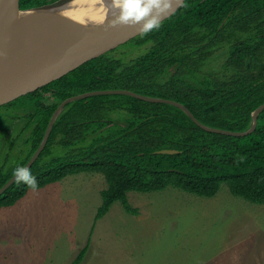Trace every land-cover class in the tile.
<instances>
[{"label": "trees", "instance_id": "obj_1", "mask_svg": "<svg viewBox=\"0 0 264 264\" xmlns=\"http://www.w3.org/2000/svg\"><path fill=\"white\" fill-rule=\"evenodd\" d=\"M59 0H18L28 12ZM253 31V33L251 32ZM247 33V37H239ZM233 41L225 64L232 71L220 83L195 85L186 80L197 72L213 49ZM136 44L151 43L141 57L124 64L107 51L90 57L24 95L38 114L25 167L40 146L53 115L69 98L101 91H128L183 106L202 127L243 133L252 114L264 104V0H184L160 28L142 33ZM170 74L164 81L161 78ZM23 97V96H22ZM9 103L4 106H8ZM116 106V108H114ZM128 107L139 120L126 129L98 138L86 147L46 160L51 144L69 149L107 111ZM180 108L150 103L128 95H99L66 105L51 129L46 147L29 171L40 190L66 177L101 174L107 188L94 225L115 203L132 216L130 192L151 193L168 187L203 198L215 197L221 186L251 204L264 205V110L255 130L234 137L203 129ZM173 151V154L161 153ZM13 177L0 170V189ZM32 189L16 181L0 196V209L13 207ZM88 244L71 264H81Z\"/></svg>", "mask_w": 264, "mask_h": 264}, {"label": "rangeland", "instance_id": "obj_2", "mask_svg": "<svg viewBox=\"0 0 264 264\" xmlns=\"http://www.w3.org/2000/svg\"><path fill=\"white\" fill-rule=\"evenodd\" d=\"M135 38L109 49L107 55L128 64L151 49V43L138 45ZM232 43L225 41L213 49L204 65L185 76L186 80L195 85L225 81L232 72L225 68ZM117 108L107 111L104 120L93 123L69 149L60 146L61 136H57L46 160L86 147L139 120L128 107ZM37 122L38 114L24 96L0 107V170L4 176L26 161ZM60 183L40 189L53 187L47 197L20 205L21 199L13 210L0 209L16 214L0 220V264H71L88 240L81 264H264V205L232 196L225 184L214 198L172 187L130 192L127 199L138 210L136 216L117 202L93 227L100 193L107 188L103 176L79 174Z\"/></svg>", "mask_w": 264, "mask_h": 264}, {"label": "water", "instance_id": "obj_3", "mask_svg": "<svg viewBox=\"0 0 264 264\" xmlns=\"http://www.w3.org/2000/svg\"><path fill=\"white\" fill-rule=\"evenodd\" d=\"M64 1L65 0H59L49 6L21 13L18 11V0H15V12L24 17H27L29 20H38L46 17H53L64 8L62 7ZM183 1L184 0H172L171 10L161 18L160 22L169 17ZM117 2L118 0H111L106 11L93 25H91L88 29L76 35L69 41H66L62 45L58 46L54 51L33 62L32 64L23 65L20 63L3 61L0 59V107L12 103L20 97L32 92L51 79L60 75L70 67L90 57L124 44L142 34L143 32L141 31V28L143 22L137 23L133 20H129L128 22H121L119 20V17L122 13L121 9L116 6ZM53 41H59L57 40L56 34L53 32H18L0 37V49L16 46L31 47L44 42ZM99 95H128L145 102L173 105L183 110L194 121V123L199 125L197 120L189 111L173 101L146 98L137 96L128 91H101L84 94L69 98L62 103L58 111L51 118L40 146L28 161V163L25 165V168L29 170L30 167L38 160L40 154L47 145L51 134V129L54 125L58 113L62 111L67 104ZM263 110L264 104L252 114V127L248 131L243 133L213 130L202 127L201 125L199 126H201L203 129L218 134L234 137H245L255 130L258 115ZM161 153L173 154L174 152L162 151ZM16 181L17 180L12 177L0 189V196Z\"/></svg>", "mask_w": 264, "mask_h": 264}, {"label": "bare ground", "instance_id": "obj_4", "mask_svg": "<svg viewBox=\"0 0 264 264\" xmlns=\"http://www.w3.org/2000/svg\"><path fill=\"white\" fill-rule=\"evenodd\" d=\"M111 0H65L64 7L53 17L29 20L15 12V0H0V37L18 32L47 31L57 40L31 47L0 49L3 61L32 64L93 25L106 11Z\"/></svg>", "mask_w": 264, "mask_h": 264}, {"label": "clouds", "instance_id": "obj_5", "mask_svg": "<svg viewBox=\"0 0 264 264\" xmlns=\"http://www.w3.org/2000/svg\"><path fill=\"white\" fill-rule=\"evenodd\" d=\"M116 6L121 9V22H143L141 31L147 33L160 28L161 18L171 10L172 0H118ZM13 177L33 191L38 188L36 177L25 167L14 168Z\"/></svg>", "mask_w": 264, "mask_h": 264}, {"label": "crops", "instance_id": "obj_6", "mask_svg": "<svg viewBox=\"0 0 264 264\" xmlns=\"http://www.w3.org/2000/svg\"><path fill=\"white\" fill-rule=\"evenodd\" d=\"M76 176H78V175H76ZM67 178V177H66ZM65 179V178H64ZM62 181V180H61ZM61 181H59V182H57V183H55L56 185H60L61 183ZM53 188V187H52ZM52 188H48L47 190H35V191H33V190H31V191H29L28 192V194L26 195V197L24 198V199H22L20 202H19V204L21 205L23 202H25L26 200H28V199H30L31 201H36L38 198L39 199H42V196H44V197H47L48 195H50V194H53L52 192ZM40 191H42V193H40ZM103 191V190H102ZM214 198V197H213ZM12 207H10V208H7V209H11ZM11 210H13V209H11ZM7 211V212H5V213H3V212H1L0 211V220L1 219H7V216H12V215H14V217L16 216V214H14L12 211Z\"/></svg>", "mask_w": 264, "mask_h": 264}]
</instances>
